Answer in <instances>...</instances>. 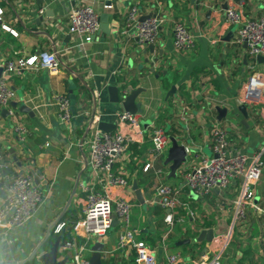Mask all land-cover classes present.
<instances>
[{
    "label": "crops",
    "instance_id": "1",
    "mask_svg": "<svg viewBox=\"0 0 264 264\" xmlns=\"http://www.w3.org/2000/svg\"><path fill=\"white\" fill-rule=\"evenodd\" d=\"M233 1L242 3L246 18L264 15V3L259 0ZM227 3L228 0H58L54 3L50 0H0V68L7 62L40 52L56 54L63 64H59L56 72L38 68L26 70L19 76L10 75L9 85L14 95L9 106L0 109V163L11 173L1 178L0 193L14 175L25 174L33 177L42 192V203L24 226L2 231L0 245L16 246L20 251L13 254L19 252L17 258L22 259L49 228L52 241L66 232L68 239L77 245L83 244V229L72 231L78 219V188L59 222L67 223L68 227L56 236L53 231L58 224H53L83 168L81 153L88 159L85 141L82 151L79 146L93 108L85 84L97 102L96 122L114 127L116 116L123 108L110 102L108 87L118 88L120 96L129 88L143 90L136 99L140 106V114H137L140 132H133L134 144L114 167L129 183L124 193L135 204L132 228L138 232L137 241L155 251V264H165L166 252L173 250H178L187 260H197L211 253L212 244H196L193 238L202 230L215 228L217 222L231 228L242 179L234 177L225 191L215 190L194 199L182 180L185 164L175 178H169L168 168L164 166L167 154L164 160H152L150 133L153 127H161L169 138H175L204 160L211 157L209 146L215 127L227 131L233 152L252 157L264 148V105L254 106L242 100L243 88L248 86L250 78L264 79V60L250 58L246 48L233 44L234 28L224 20ZM82 4L91 5L99 17L107 16L108 34L98 31L92 42L85 43L68 32L67 14L72 7ZM134 6L139 19L157 15L164 20L159 39L152 46L140 45L122 34L125 15ZM42 8L44 12L40 15L38 11ZM40 17L43 19L38 22ZM176 21H183L194 36L195 48L189 53H179L166 46L168 42L172 46ZM55 94L69 98L70 124L59 121L52 100ZM239 100L246 105V119L238 112L236 101ZM216 107L226 108L232 114L219 122ZM24 108L27 112L20 111ZM16 122L28 127L23 143L13 136ZM261 160V177L255 186L254 198L246 207V219L231 230L230 245L222 264H264V152ZM149 162L151 170L143 172ZM5 169H0V174ZM133 182L141 190L144 205L130 192ZM88 183H95L89 165L79 184ZM160 183L177 188L184 205L177 214L183 222L171 230L164 221V212L154 203L155 189ZM107 188L111 196L120 191ZM156 207L163 217L152 213V208ZM118 236L116 223L105 236L93 238L87 246L91 250L96 242L103 245L104 264H135L132 246L124 251L117 249ZM186 240L191 243L175 245ZM64 259L67 260V254L59 253L58 261Z\"/></svg>",
    "mask_w": 264,
    "mask_h": 264
},
{
    "label": "built area",
    "instance_id": "2",
    "mask_svg": "<svg viewBox=\"0 0 264 264\" xmlns=\"http://www.w3.org/2000/svg\"><path fill=\"white\" fill-rule=\"evenodd\" d=\"M57 1L50 0L51 3ZM259 2L264 3V0ZM242 6V3L228 0L224 11L225 23L234 28L233 44L236 46L246 44L250 58H264V15L246 18ZM105 8L109 9V6ZM43 12L44 8L38 11L40 15ZM163 22V18L157 15L141 21L137 7L134 6L129 8L125 15L122 34L131 37L140 45H154L159 39ZM67 23L68 32L85 43L92 42L99 31V16L88 4L72 7L67 14ZM172 31V46L176 52L189 53L195 48L194 36L183 21L174 22ZM38 68L56 72L59 69L56 54L40 52L26 59L19 58L3 65L0 76V109L7 108L14 95L9 85L10 75L19 76L26 70L35 71ZM243 93L246 98L242 100L249 102L250 105H264V79L253 76L248 80V86L243 88ZM126 94V90L122 91L121 97ZM52 100L61 124H70L72 114L69 98L65 94H55ZM133 132H140L138 116L123 111L116 116L114 131L102 132L95 124L87 136L85 145L88 165L95 177V183L78 185L76 199L78 219L72 231L82 228L85 238L82 245H77L72 239L60 242L59 253L67 254L65 264H89L92 252L87 244L93 238L105 236L116 223L119 227L117 249L124 251L128 246H132L135 251V264H155V251L146 244L138 242L136 239L138 232L132 228V211L135 204L124 193L129 189L128 180L123 173L114 168L118 160L126 154L129 146L134 144ZM12 133L18 142L23 143L29 131L24 123L16 122ZM150 140L152 160H164L170 148L166 131L161 127H153ZM209 149L211 157L204 160L185 148L186 166L182 172V180L190 194L201 198L215 190L225 191L234 177L241 178L242 185L234 202L235 212L230 228L232 230L236 223L246 219V207L254 198V189L261 177L263 165L261 157L264 148L252 157L233 152L229 147L227 131L215 127L211 131ZM5 168V165L0 163V169ZM151 168L149 162L144 166L143 172ZM107 187L120 191L115 196H111ZM154 197L156 199L154 203L164 212V221L170 230L176 224L183 222L177 217L178 210L184 206L177 188L160 183L155 189ZM41 203L42 192L36 186L33 177L19 173L14 175L3 185L0 193V233L24 226ZM189 216H192V213H189ZM67 227L68 224L65 222L58 223L53 234L58 236ZM230 240L231 231L227 236L214 239L212 243L214 249L211 253L197 260H187L178 250L166 252L165 264H222Z\"/></svg>",
    "mask_w": 264,
    "mask_h": 264
},
{
    "label": "water",
    "instance_id": "3",
    "mask_svg": "<svg viewBox=\"0 0 264 264\" xmlns=\"http://www.w3.org/2000/svg\"><path fill=\"white\" fill-rule=\"evenodd\" d=\"M42 19L43 18L40 17L38 22H41ZM144 19H145V17H143L140 20L143 21ZM0 27H1V21H0ZM99 31L104 33V34L109 33L106 15H102L99 17ZM98 34H99V32L97 33L96 36H98ZM166 46L168 47V49L173 50V46H171L170 42H168ZM243 47L246 48V44H244ZM53 52H55V50ZM56 58H57L58 63L63 65L62 62L60 61V59L57 57V55H56ZM257 59L259 61L264 60L263 57H257ZM2 71H3V68H0V75H1ZM69 72L72 75H75V73L73 71L70 70ZM84 86L86 87V89L88 90V92L90 93V95L92 97L93 108H92V112H91L88 124H87V126H86V128L82 134V137L80 139V143H79L80 149L82 148V145H83L85 139L87 138V136L89 135L91 129L95 126V124H96L98 130H100L102 132H112L115 129L114 125H112V124H107L104 122H97L96 123V118H95L96 115L95 114H96L97 102H96V99L93 95L92 90L87 85L84 84ZM69 87L72 88L73 86H71V84H69ZM107 91H108V94L110 96V102L111 103L120 104L123 108V111L126 113H129L131 115L140 114V108H139L140 106L136 102V99L139 96V94H141L143 92L142 89H140V88H138V89L129 88L128 90H126L127 95L123 96V98L120 96L119 90L116 87H108ZM244 98H246L245 93L242 94V99H244ZM12 106H13V104H12ZM236 106H237L238 112H240L242 114V116L246 119L247 118V112L245 110L246 105L243 104L242 101L239 100V101H236ZM215 110L218 114L217 120L219 122H221L223 119H225L227 115L232 114V111H228L226 108L216 107ZM20 111L27 112L25 110V108H24V110L22 109ZM169 140H170L171 146L168 149L167 156H166V159L164 161V166H166L168 168L169 178H175L178 170L186 162V153H185V147L183 145L179 144L175 138L170 137ZM81 151H82V149H81ZM81 154H82V160L84 163L83 168L78 173V175L75 179L73 188L71 190V193L69 195V198H68L63 210L61 211L59 216L56 218V220L53 224L54 226L57 225L62 220L63 216L67 213L69 205H70V203H71L72 199L74 198V195L77 191L78 184L80 182V178H81L82 174L85 172V170L87 169L88 159L83 153H81ZM10 173H11L10 169L3 170L0 174V181H1L2 177L4 178L7 175H9ZM130 192H131V194H133V196L135 197V199L137 200V202L140 205L145 204V200L142 196L141 190L138 188L136 182H133ZM217 223L218 224L215 228L200 231L198 233V235L195 238H193V242L196 244L197 243L198 244L206 243L207 245H210L213 243L214 239H216L220 236H227L230 233V231H231L230 226H223V224L221 222H217ZM50 233H51V228H49L45 232L44 237L40 238V240L38 241L37 244L30 246V250H31L30 253L28 254L27 257H24L22 259L17 258V256L20 255L19 252H18V254H13L14 252L20 251L16 246L8 245V244H1L0 245V264H65L67 261L66 259L58 261L59 245H60V242L62 241V237H61V235H59L54 241H52ZM190 243H191V240H186L184 242H177L175 245L180 246L183 244H190ZM91 251H92V254H91V257L89 260V264H104V263H102L103 245L101 243L96 242L93 245ZM15 258H17V259H15Z\"/></svg>",
    "mask_w": 264,
    "mask_h": 264
},
{
    "label": "rangeland",
    "instance_id": "4",
    "mask_svg": "<svg viewBox=\"0 0 264 264\" xmlns=\"http://www.w3.org/2000/svg\"><path fill=\"white\" fill-rule=\"evenodd\" d=\"M140 124L143 125L142 122H140ZM191 195H192L191 197H193L194 199H197V195H195V194H191ZM132 212L134 213V210ZM152 213L163 217V213L157 207L152 208ZM135 214L137 215V213H135Z\"/></svg>",
    "mask_w": 264,
    "mask_h": 264
},
{
    "label": "trees",
    "instance_id": "5",
    "mask_svg": "<svg viewBox=\"0 0 264 264\" xmlns=\"http://www.w3.org/2000/svg\"><path fill=\"white\" fill-rule=\"evenodd\" d=\"M167 135H168V133H167ZM69 237H68V234L66 233V232H63L62 233V240L63 241H65V240H67Z\"/></svg>",
    "mask_w": 264,
    "mask_h": 264
}]
</instances>
